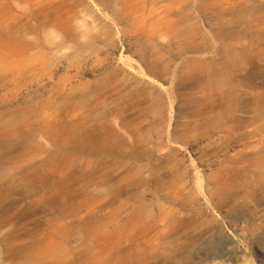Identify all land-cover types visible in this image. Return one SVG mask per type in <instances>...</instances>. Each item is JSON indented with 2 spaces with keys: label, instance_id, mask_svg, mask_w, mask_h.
Segmentation results:
<instances>
[{
  "label": "rangeland",
  "instance_id": "374dc122",
  "mask_svg": "<svg viewBox=\"0 0 264 264\" xmlns=\"http://www.w3.org/2000/svg\"><path fill=\"white\" fill-rule=\"evenodd\" d=\"M232 29L240 41L218 40ZM242 49L258 58L252 79L260 86L264 0H0V139L46 129L21 158L18 147L0 151V197L14 168L41 166L39 191L74 198L83 215L99 211L96 235L56 245L40 244L47 227L25 226L13 212L0 233V264H70L77 252V264L92 256L122 264L153 244L158 264H264V188L253 189L264 180V112L221 123L210 92H199ZM46 79V92L21 99ZM143 80L163 96L159 117L139 110ZM78 142L98 149L82 156ZM30 192L15 185L11 197Z\"/></svg>",
  "mask_w": 264,
  "mask_h": 264
},
{
  "label": "bare ground",
  "instance_id": "6f19581e",
  "mask_svg": "<svg viewBox=\"0 0 264 264\" xmlns=\"http://www.w3.org/2000/svg\"><path fill=\"white\" fill-rule=\"evenodd\" d=\"M9 4H11V2ZM174 12V8H168L166 15L170 17L174 14ZM217 35L218 40L220 41L225 40L226 35H228L227 38L229 39L231 38L237 42L240 41L238 33L235 29H232L229 32L221 31ZM257 59V56H251L246 49H242L237 54L236 63L234 65H228L211 70L209 80L204 82L199 88V92H210L211 97L207 99V103L209 106L216 108L217 114H215L214 117L218 120V122H224V120L236 121L238 117H240L238 115L239 113L249 114L256 112L259 114L264 112V82H262L259 86L252 79L253 76L258 74L257 72L261 73L260 66L257 67L254 64ZM95 60L96 59L93 57L86 60L87 67L83 69V73L89 74L93 71L92 67L95 65ZM56 71L57 74H63L67 71V68L64 63H60ZM259 76L260 74L257 75V77ZM50 84L51 80L46 79L37 85H32L31 87L26 88V90L20 95L21 99L38 92H46ZM147 84L148 83L143 80L141 82V88L137 91L136 98L140 101L138 106L139 110L142 114L159 117L163 114V96L155 90L147 89ZM258 90H262L263 92L259 93ZM238 108L240 110H238ZM51 131L60 133L63 131V128L53 127ZM45 133L46 129L44 128L31 127L20 131H13L0 139V151L9 153L14 148L18 147L21 149V152L17 154L16 157L21 158V156L24 155L23 153L28 152L35 144L38 143L39 140L43 138ZM75 138L76 137H74L73 141L77 140ZM97 149V147L92 146L87 142H78L77 152L82 156L89 155ZM45 179V169L41 166L34 167L33 165H21L17 166L10 172L8 192L4 193V195H1L0 197V233H3V231H5L8 227L12 226V224L6 221V218L10 215L12 216L13 212H15L12 217L25 226L29 223H34L42 228L47 227L45 228L46 238L44 241H41L40 244H68L80 234L86 236L96 235L99 211H87L83 215L78 204H75L74 198L65 197L63 194L57 192L39 191V189L35 187V183L37 181H45ZM15 185L32 190V192H30V195L22 196L20 199L15 200L11 197V191ZM255 188H264V180L261 179L257 186L253 187V189ZM252 195V190H250L248 192V197H251ZM231 198L232 197L227 193V190L224 189L222 200L228 201ZM23 202L27 203L25 208L17 210ZM3 204H6V206H3ZM49 211L53 212V216L51 217L52 219L48 217ZM193 222V220L179 222L176 223L172 229H174L173 231H181L190 225L192 226ZM159 237L156 241L159 243L161 242L162 244L163 241H165V238ZM161 251L162 250H160L156 244H153L151 247H147L141 253V258L139 257L140 259H138L139 261L136 259V264H158L162 255ZM71 256L72 258L70 259V264H77L78 261H82L84 258V254L81 252L72 253ZM136 260L134 257L128 258L122 264H135ZM100 262L101 259L98 256L90 257V264H100ZM104 264L112 263L104 262Z\"/></svg>",
  "mask_w": 264,
  "mask_h": 264
}]
</instances>
